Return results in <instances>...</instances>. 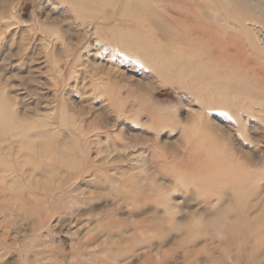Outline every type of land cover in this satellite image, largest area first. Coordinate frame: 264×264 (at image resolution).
I'll return each mask as SVG.
<instances>
[{
    "label": "rangeland",
    "instance_id": "1",
    "mask_svg": "<svg viewBox=\"0 0 264 264\" xmlns=\"http://www.w3.org/2000/svg\"><path fill=\"white\" fill-rule=\"evenodd\" d=\"M85 1L0 0V264H250L213 222L255 205L264 238V55L211 52L264 1Z\"/></svg>",
    "mask_w": 264,
    "mask_h": 264
},
{
    "label": "bare ground",
    "instance_id": "2",
    "mask_svg": "<svg viewBox=\"0 0 264 264\" xmlns=\"http://www.w3.org/2000/svg\"><path fill=\"white\" fill-rule=\"evenodd\" d=\"M80 1H83V3H84V0H80ZM99 1V0H98ZM200 1V0H199ZM210 1V0H209ZM213 0H211V2H212ZM219 1V0H218ZM233 1V0H232ZM253 1V0H252ZM262 1V0H261ZM260 1V2H261ZM264 1V0H263ZM77 2H78V0H77ZM86 3H88L87 2V0L85 1ZM91 2V1H90ZM118 2V1H117ZM120 2V1H119ZM214 2V1H213ZM212 2V3H213ZM226 2V1H225ZM231 2V1H230ZM249 2V1H248ZM256 2V1H255ZM255 2H253V3H255ZM80 3V2H79ZM101 3H102V1H101ZM101 3H100V5H101ZM113 3V2H112ZM201 3H203V1L201 2ZM204 3H206V2H204ZM219 3V2H218ZM223 3V2H222ZM221 2L218 4V5H220V4H222ZM226 3H229L228 2V0H227V2ZM252 3V4H253ZM91 4V3H90ZM99 4V3H98ZM97 4V5H98ZM106 4H107V2H106ZM106 4L104 3V5L106 6ZM162 4H164V3H162ZM216 4V3H215ZM233 4V3H232ZM232 4H230V5H232ZM234 4H235V2H234ZM77 5H79V4H77ZM87 5V4H86ZM96 5V4H95ZM96 5V6H97ZM99 5V7H101ZM102 5H103V3H102ZM206 5H207V3H206ZM226 5V4H225ZM224 5V6H225ZM229 5V4H228ZM250 5V4H249ZM255 5V4H254ZM81 6H84V5H82V3H81ZM89 6V5H88ZM93 6V5H92ZM105 6H103L102 8H104ZM107 6H110V4L109 5H107ZM179 6V5H178ZM177 6V7H178ZM217 6V5H216ZM77 7H79V9L81 8L80 6H77ZM85 7H87V6H85ZM207 7V6H206ZM215 7V6H214ZM227 8H228V6H226ZM226 7H225V9H226ZM250 8H251V6H249ZM102 8H100V9H102ZM107 8V7H106ZM131 8V7H130ZM137 8V7H136ZM179 8H181V7H179ZM183 8V9H182ZM180 10L181 11H183L184 12V7H182ZM199 8V7H198ZM216 8V7H215ZM214 8V9H215ZM222 9L223 7H221V5H220V7H219V9ZM233 8V7H232ZM239 8V7H238ZM99 9V10H100ZM125 10H123V11H125V13H126V8H124ZM128 9V8H127ZM162 9V8H161ZM165 9V8H164ZM200 9H201V7H200ZM199 9V10H200ZM224 9V8H223ZM240 9H243V12H244V14H245V8H240ZM245 9V10H244ZM81 10H82V8H81ZM80 10V11H81ZM97 10V9H96ZM198 10V11H199ZM211 10V9H210ZM229 10V9H228ZM228 10H227V12H228ZM93 11V10H92ZM98 11V10H97ZM162 12H163V10H161ZM169 11V10H168ZM187 10L185 9V12H186ZM190 11H191V8H190ZM194 11V10H193ZM205 12H206V10H204ZM219 11V10H218ZM217 11V12H218ZM221 11V10H220ZM223 11V10H222ZM232 11H233V9H232ZM231 11V12H232ZM242 10H240V12H241ZM166 12V11H165ZM199 12H201V11H199ZM211 12H213L212 10H211ZM211 12H210V14H211ZM224 12V11H223ZM92 13H94V12H92ZM168 13V12H167ZM167 13H164V14H166L167 15ZM187 13H189V12H187ZM191 13H193V12H191ZM191 13H189L190 15H191ZM220 12H218L216 15H218ZM228 13H230V11L228 12ZM234 13H236V11H234ZM233 13V14H234ZM242 13V12H241ZM260 13V12H259ZM89 14H91V12L89 13ZM99 14V13H98ZM169 14H170V12H169ZM181 14V13H180ZM198 15H202V14H199V13H197ZM196 14V11H195V15H197ZM215 14V13H214ZM243 14V15H244ZM262 15H264V13L262 12L261 13ZM93 15V14H92ZM116 15V14H115ZM123 15V14H122ZM187 15V14H186ZM193 16H194V13L192 14ZM191 15V16H192ZM207 15V14H206ZM212 15V14H211ZM210 15V16H211ZM215 15V16H216ZM221 15H223V14H221ZM221 15H219V16H221ZM226 15H228V14H226ZM236 15H237V19L239 18L238 17V13H236ZM245 15H247V14H245ZM128 15L126 14V16H124V17H127ZM231 16V19L233 20V18H232V16L233 15H230ZM258 16V15H257ZM114 17V16H113ZM175 17V16H174ZM197 17V16H196ZM195 17V18H196ZM226 17V16H225ZM234 17V16H233ZM244 17V16H243ZM253 17H254V15H253ZM109 18H111V17H109ZM127 18H130V16H128ZM132 18H134L133 16H132ZM131 18V19H132ZM173 18V17H172ZM176 18V17H175ZM214 17L212 16V19H213ZM216 18V17H215ZM227 18H228V16H227ZM245 18H247V20L246 21H243V23L241 22L240 23V21H239V23H240V25H241V28H240V30H241V34H243L244 36H246L247 34V36H246V38H247V40H245V41H243L242 40V42H238L239 41V39H238V41H236V39L235 38H233L231 35L228 37V39H226V41H221L222 40V38L221 37H218L217 39H215V40H213L214 41V47H212L213 48V50L215 49L216 51H212L211 52V50H210V48H208L209 50H208V52L210 51L211 52V55H212V53L213 52H215V53H217V54H219V55H221V58H222V56H228L229 54H231V53H233V55L235 54V56L236 55H238L239 57H246L245 55L246 54H248L249 55V51L246 53V47L249 49V50H251V51H253V52H255V53H257L258 55H264V24H262L261 22L259 23V22H256V21H252V19H254V18H252L251 20L250 19H248L249 17H245ZM244 18V19H245ZM261 18H263L262 16H261ZM104 19V18H103ZM136 19V18H135ZM138 20L140 19V18H137ZM174 19V18H173ZM182 19V18H181ZM186 19V18H185ZM184 19V20H185ZM198 19V18H197ZM197 19H195L196 20V22H197ZM201 19V18H200ZM205 19V18H204ZM210 19V18H209ZM217 19V18H216ZM216 19H215V21H216ZM228 19H230V17L228 18ZM227 19V20H228ZM144 20V19H143ZM175 20V22H176V19H174ZM186 20H188V19H186ZM195 20H194V17H193V21H194V23H195ZM203 20V19H202ZM201 20V21H202ZM226 19H225V21H227ZM250 20V21H249ZM255 20V19H254ZM106 21V20H105ZM133 21V20H132ZM161 21V20H160ZM172 21V20H171ZM206 21V20H205ZM207 21H209V20H207ZM206 21V22H207ZM212 21V20H211ZM218 21V20H217ZM219 21H220V19H219ZM231 21V20H230ZM235 21V20H234ZM143 22V21H142ZM174 22V23H175ZM181 22V21H180ZM183 22V21H182ZM199 22V21H198ZM196 23V24H200V23ZM229 22V21H228ZM162 23V22H161ZM173 23V24H174ZM191 23L192 22H190L189 21V23L187 24L188 26H190L191 25ZM204 24H205V22H203ZM202 23V24H203ZM210 23V22H209ZM217 23V22H216ZM232 23H235V22H232ZM184 24V23H183ZM190 24V25H189ZM193 24V23H192ZM195 24V25H196ZM201 24V25H202ZM204 24H203V26H204ZM208 24V23H207ZM220 24V23H219ZM236 24V23H235ZM157 25V24H156ZM182 25V24H181ZM210 25H212L213 27H215L213 24H211L210 23ZM234 25V24H233ZM238 25V24H237ZM240 25H238V26H240ZM178 26H179V24H178ZM178 26H177V28H178ZM202 26V27H203ZM205 26L207 27V25L205 24ZM212 26H211V28H212ZM218 26H221V24L220 25H218ZM162 27H164V25L162 26ZM168 27V26H167ZM170 27V26H169ZM183 27H184V25H183ZM182 27V28H183ZM193 27H195L194 25H192V28ZM198 27V26H197ZM197 27H196V30H197ZM199 27H200V25H199ZM226 27H227V25H226ZM234 27H235V25H234ZM175 28V27H174ZM191 28V29H192ZM209 26H208V30L209 29H211ZM217 28H219V27H217ZM222 28V27H221ZM228 28V27H227ZM235 28H237V27H235ZM234 28V29H235ZM168 29V28H167ZM173 29V28H172ZM180 29H181V27H180ZM194 29V28H193ZM200 29H201V27H200ZM199 29V31H197V32H199L200 34L199 35H201V32H202V30H200ZM228 29H230V27L228 28ZM227 29V30H228ZM238 29V28H237ZM162 30H165L164 28L162 29ZM171 30V29H170ZM176 30V29H175ZM184 30H186L185 28H184ZM205 32H207L206 31V29L204 28L203 29ZM225 31H226V29H224ZM224 30H222V31H224ZM239 30V29H238ZM166 31H168V30H166ZM201 31V32H200ZM203 31V32H204ZM213 31V30H212ZM212 31H208V35H209V38L208 39H210L211 41H212V39H213V37L214 36H216L217 35V33H212ZM219 31V30H218ZM231 31V30H230ZM158 32V31H157ZM163 32V31H162ZM193 31H191V33H192ZM231 32H235V31H231ZM191 33H188V34H191ZM223 33V32H222ZM224 33H228L227 31L226 32H224ZM236 33H239V32H236ZM236 33H234V34H236ZM166 34H168V33H166ZM172 34V33H171ZM196 34V33H195ZM205 34V33H204ZM207 34V33H206ZM205 34V35H206ZM219 34V33H218ZM230 34H232V33H230ZM180 35V34H179ZM186 35H187V33H185L184 32V35H183V37L185 36L186 37ZM220 35V34H219ZM180 36H182V35H180ZM179 36V37H180ZM192 36V35H191ZM195 36V35H194ZM204 36V35H203ZM226 36V35H225ZM244 36H243V38H244ZM144 37V36H143ZM142 37V38H143ZM182 37V39H185V37L183 38ZM188 37V36H187ZM212 37V38H211ZM189 39L191 38L190 36L188 37ZM198 38V37H197ZM199 38H201V36L199 37ZM220 38V39H219ZM225 38V37H224ZM152 39V38H151ZM169 39H170V36H169ZM173 40H174V38H172ZM181 38H180V41L182 40ZM189 39H185L184 41H188ZM202 39H205V38H202ZM242 39V38H241ZM209 40V42H211ZM121 41V40H120ZM155 41V40H154ZM170 41V40H169ZM184 41H182V42H184ZM186 41V42H187ZM198 41V40H197ZM213 41H212V44H213ZM219 42L220 44H216L215 42ZM119 42V41H118ZM185 42V43H186ZM196 42V41H195ZM195 42H193V45H194V43ZM217 42V43H218ZM153 43V42H152ZM179 43V42H178ZM191 43V40H190V42H189V44ZM197 43V42H196ZM205 43H207V42H205ZM120 44V43H119ZM136 44V43H135ZM171 44H172V42H171ZM170 44V45H171ZM181 44V43H180ZM179 44V45H180ZM189 44H187V45H189ZM202 44V43H201ZM201 44H197V45H201ZM174 45H175V43H174ZM190 45H192V43L190 44ZM189 45V46H190ZM196 45V46H197ZM208 45V44H207ZM158 46V45H157ZM162 46L164 47L165 45H163L162 44ZM167 46V45H166ZM173 46V45H172ZM176 46H177V44H176ZM196 46H193V48L194 47H196ZM206 46V45H205ZM213 46V45H212ZM154 47H156V45H154ZM169 47V46H168ZM179 47V46H178ZM186 48H187V46H185ZM200 47V46H199ZM199 47H198V50H199V52H201L200 51V49H201V47H200V49H199ZM202 47H204V46H202ZM208 47V46H207ZM216 47H218L217 49H216ZM159 48V47H158ZM166 48V47H165ZM170 48H171V46H170ZM182 48H183V46H182ZM178 49L179 51L181 50H183V49ZM193 48L191 47L190 49H192L193 50ZM161 49V48H160ZM173 49V48H172ZM189 49V48H188ZM189 49V50H190ZM170 50V49H169ZM168 50V51H169ZM174 50V49H173ZM177 50V51H178ZM195 50H197V47H196V49ZM160 51V50H159ZM158 51V52H159ZM162 51V50H161ZM176 51V50H175ZM204 52H205V50H203ZM244 51V52H243ZM134 52V51H133ZM148 52V51H147ZM169 52H172L171 50L169 51ZM193 52V51H192ZM195 52H197V51H195ZM198 52V53H199ZM203 52V53H204ZM128 52H126V54H127ZM151 53V52H150ZM149 53V54H150ZM165 53V52H164ZM172 53H174V52H172ZM184 53V52H183ZM185 53H188V52H185ZM198 53H196V54H198ZM215 53H213V54H215ZM244 53H246V54H244ZM148 54V55H149ZM166 54H168V53H166ZM179 54V53H178ZM181 54V53H180ZM179 54V55H180ZM193 54V53H192ZM196 54H194V55H196ZM207 55H206V58L208 57V55H210L209 53H206ZM216 54V55H217ZM251 54V53H250ZM252 54H254V53H252ZM251 54V57L253 56ZM169 55H170V53H169ZM178 55V56H179ZM182 55L184 56L185 54H181V57H182ZM215 55V57L217 58V56ZM232 55V56H233ZM247 55V56H248ZM255 55V54H254ZM257 55V56H258ZM129 56H131L130 54H129ZM165 56V55H164ZM172 56H175V54L173 55L172 54ZM198 56H200L199 54H198ZM202 56V55H201ZM205 56V55H204ZM214 56V55H213ZM230 56V55H229ZM228 56V57H229ZM235 56H233V60L236 58ZM161 57H162V55H161ZM167 57H169L168 55H167ZM188 57H189V59L187 58V60H193V59H191L190 58V56L188 55ZM228 57H223V58H227V60L226 61H228ZM255 57H256V55H255ZM262 57H264V56H262ZM133 58V57H132ZM165 58H166V56H165ZM170 58V60H171V58L172 57H169ZM175 58H177V53H176V56H175ZM183 58V57H182ZM197 58V57H196ZM205 58V59H206ZM216 58H213L215 61H217L216 60ZM232 57H230V59L229 60H232L231 59ZM254 57H252V59H253ZM257 58V57H256ZM167 59V58H166ZM178 59H180V57H178L177 58V60ZM208 59V58H207ZM239 59V58H238ZM241 59V58H240ZM243 59V58H242ZM249 59V58H248ZM247 59V60H248ZM260 58H258V62L260 61L259 60ZM263 59V58H262ZM174 60V59H173ZM180 60H182V59H180ZM195 60V59H194ZM198 60V59H197ZM201 61L203 60V59H200ZM209 60H210V58H209ZM214 60H212L213 62H211L210 61V63H214ZM244 60H245V58H244ZM251 60V59H250ZM254 60V59H253ZM182 61H184V60H182ZM188 61V62H189ZM201 61H198V62H201ZM207 61V60H206ZM205 61V62H206ZM219 61V60H218ZM238 61V60H237ZM236 61V62H237ZM256 60H254V62H255ZM256 61V62H257ZM174 62H175V60H174ZM180 62V61H179ZM191 62V61H190ZM195 62H197V61H195ZM223 62V64H221V66L222 67H224V66H227V65H225L224 64V61H222ZM230 62V61H229ZM229 62H226V64L227 63H229ZM239 62V61H238ZM238 62H237V64L236 65H238V66H240L241 67V65H243V64H238ZM248 62V61H247ZM251 62V61H250ZM250 62H248L249 64H250ZM253 62V61H252ZM252 62H251V64H252ZM260 62H262V61H260ZM264 62V61H263ZM210 63L208 62V64H207V67L209 68V65H210ZM246 63V62H245ZM177 64H179V63H177V61H176V63H175V65H177ZM182 64H183V62H182ZM185 64V63H184ZM188 65L190 64V63H187ZM187 64H185V66H187ZM203 64H204V62H203ZM203 64L201 65V67L203 66ZM206 64V63H205ZM205 64H204V66H205ZM254 64V63H253ZM260 65H261V63H259ZM258 64V65H259ZM170 65V64H169ZM180 66H181V64H179ZM195 65H197V64H195ZM199 65V64H198ZM198 65H197V67H198ZM218 65V64H217ZM217 65H215L214 64V69L212 68V66H210V72H211V70L213 69V70H216L217 68ZM246 65V64H245ZM256 65V64H255ZM184 66V67H185ZM192 66V65H191ZM203 66V67H204ZM216 66V67H215ZM237 66V68H239ZM169 67V66H168ZM178 68H180L179 66H177ZM188 67H190V66H188ZM197 67H195L194 69H196L197 70ZM200 67V66H199ZM202 67V68H203ZM220 67V66H219ZM232 67V66H231ZM230 67V68H231ZM245 67H247V65L245 66ZM260 67V66H259ZM147 68V67H146ZM157 68V67H156ZM187 68V67H186ZM193 68V67H192ZM192 68H191V70H192ZM206 68V67H205ZM204 68V69H205ZM244 68V67H243ZM158 69V68H157ZM171 69V68H170ZM220 69V68H219ZM247 69V68H246ZM159 70V69H158ZM158 70H156L155 72H157ZM179 70V69H178ZM199 70V69H198ZM238 70H240V68L238 69ZM242 70V69H241ZM240 70V71H241ZM245 70V69H244ZM164 71V70H163ZM162 71V72H163ZM174 71V70H173ZM181 71H182V69H181ZM189 71H190V69H189ZM201 71V70H200ZM202 71H204L203 69H202ZM207 71V68H206V70H205V72ZM220 71V70H219ZM221 71H223L222 70V68H221ZM226 71V70H225ZM224 71V72H225ZM248 71H249V69H248ZM254 71H257V70H255L254 69ZM253 71V72H254ZM193 72H194V70H193ZM193 72H192V74H193ZM197 72V71H196ZM205 72H204V75H205ZM233 72V71H232ZM252 70H251V73H250V71H249V73L251 74V75H253L252 73ZM189 73V72H188ZM198 73V72H197ZM200 73H202L203 74V72H200ZM199 73V74H200ZM208 73V72H207ZM219 73V72H218ZM221 73V72H220ZM231 73V72H230ZM248 73V72H247ZM249 73H248V75H249ZM167 74H168V72H167ZM198 74V75H199ZM209 74V73H208ZM210 74H213V73H210ZM209 74V75H210ZM216 74L217 73H215V76H216ZM224 75L225 74H227V72L226 73H223ZM232 74V73H231ZM230 74V75H231ZM233 74H234V72H233ZM232 74V75H233ZM235 74H237L236 72H235ZM234 74V75H235ZM179 75H180V71H179ZM178 75V76H179ZM196 75V74H195ZM219 76H220V74H218ZM217 75V76H218ZM222 75V74H221ZM229 75V74H228ZM230 75H229V77H230ZM231 75V76H232ZM233 75V77L235 78V76ZM238 75V74H237ZM236 75V76H237ZM256 75V72H255V74L252 76V77H256L255 76ZM177 76V75H176ZM202 76V75H201ZM214 76V75H213ZM250 76V75H249ZM260 76H262V74L260 75ZM264 76V75H263ZM262 76V77H263ZM169 77H171V76H169ZM174 77V76H173ZM225 77H228V76H225ZM248 77V76H247ZM176 78V77H175ZM190 78H191V76H190ZM196 78V77H195ZM201 78V77H200ZM221 77H219V79H220ZM223 78H224V76H223ZM231 78V77H230ZM245 78V77H244ZM257 78H259L258 76L255 78V80L257 79ZM222 79V78H221ZM227 79H229V78H227ZM260 79V78H259ZM181 80H182V76H181ZM183 80H185V79H183ZM182 80V81H183ZM194 80V79H193ZM192 80V81H193ZM195 80H199V78L198 79H195ZM226 80V79H225ZM230 80V79H229ZM234 80V79H233ZM177 81V80H176ZM180 81V80H179ZM192 81H190L191 83H192ZM208 81V80H207ZM206 81V82H207ZM212 81V80H211ZM210 81V82H211ZM217 81V80H216ZM215 81V82H216ZM219 81H221V80H219ZM219 81H217V82H219ZM231 81H232V79H231ZM237 81V80H236ZM257 81H259V80H257ZM189 82V81H188ZM189 82V83H190ZM203 82V81H202ZM216 82V83H217ZM226 82V84L228 83H230V82H228L227 80L225 81ZM235 82V81H234ZM233 82V83H234ZM261 82V80L258 82V83H260ZM177 83H178V81H177ZM216 83H214V84H216ZM220 83V82H219ZM262 83V82H261ZM260 83V84H261ZM187 84V83H186ZM207 84H209V81L207 82ZM223 84V83H222ZM259 84V85H260ZM179 86H180V84H178ZM182 85V84H181ZM188 85V84H187ZM192 85V84H191ZM211 85V84H210ZM220 85V84H219ZM218 85V87H221V86H219ZM230 85H231V83H230ZM234 85V84H233ZM263 85H264V83H263ZM227 86V85H226ZM235 86V85H234ZM262 86V85H261ZM182 87V86H181ZM187 87V86H186ZM207 88L208 87H210V86H206ZM211 87H212V85H211ZM214 87H216V86H213V90H214ZM237 87V86H236ZM239 87V86H238ZM177 88V87H176ZM188 88V87H187ZM190 88H192L193 89V87H190ZM226 88V87H225ZM225 88H224V90H225ZM232 88V87H231ZM242 87H240V90H242L241 89ZM264 88V87H263ZM181 89V88H180ZM196 89V88H195ZM244 89V88H243ZM198 90V89H197ZM197 90H195V91H197ZM221 90V89H220ZM227 90H228V88H227ZM245 90V89H244ZM194 91V92H195ZM199 92H200V90H198ZM217 92H218V90H216ZM229 91V90H228ZM243 91V90H242ZM242 91H240V92H242ZM253 91V90H252ZM199 92H197V93H199ZM221 92V91H220ZM225 92H227V91H225ZM224 92V93H225ZM237 92H238V89H237ZM196 93V94H197ZM223 93V92H222ZM223 93V94H224ZM228 93V92H227ZM253 93H255V91L253 92ZM200 95H201V93H199ZM211 94H214V91L213 92H211ZM210 94V97L211 96H213V95H211ZM216 94V93H215ZM214 94V95H215ZM247 94V93H246ZM217 95H218V93H217ZM225 95H228V94H225ZM225 95H224V97H225ZM222 95H220V97H221ZM247 96V95H246ZM198 97H200L199 95H198ZM229 97V96H228ZM227 97V98H228ZM237 97V96H236ZM236 97H234V98H236ZM238 97H240V96H238ZM245 97V96H244ZM218 98V97H217ZM226 98V97H225ZM242 98V97H241ZM263 98V97H262ZM219 99V98H218ZM231 100H233V99H231ZM247 100H248V98H247ZM209 101V100H208ZM227 101V100H226ZM229 101V100H228ZM249 101V100H248ZM251 101V100H250ZM210 102V101H209ZM218 102V101H217ZM243 102H245V101H243ZM252 102H253V100H252ZM258 102V101H257ZM1 103H3V102H1ZM0 103V104H1ZM233 103H235V102H233ZM249 104H250V102H248ZM262 105H264L262 102H260ZM259 103V104H260ZM0 106H2V105H0ZM5 106V105H4ZM236 106V105H235ZM238 106V105H237ZM250 106V105H249ZM255 106H257V105H255ZM261 106V105H260ZM4 109H5V107H3ZM240 109V108H239ZM244 109V108H243ZM252 109V108H251ZM250 109V110H251ZM1 110V109H0ZM222 111V110H221ZM241 111V110H240ZM244 112H245V110H243ZM255 111V110H254ZM1 112V111H0ZM6 112H8V108H7V111ZM6 112H3V113H6ZM229 112V111H228ZM232 111L230 110V113H231ZM249 112H251V111H248V113ZM236 114V113H235ZM259 114V113H258ZM8 115H10L9 113H8ZM244 115V114H243ZM2 116H4V115H2ZM10 117V116H9ZM6 118H8V117H6ZM11 118V121L14 123V118H12V117H10ZM9 118V119H10ZM235 118V117H234ZM257 118H259V117H257ZM243 119V118H242ZM6 120V119H5ZM7 123H10L9 121H7ZM7 123H5L4 125H6ZM1 124V123H0ZM244 124V123H243ZM12 125V124H11ZM7 126V125H6ZM10 125L8 124V127H9ZM13 126L15 127V129H19V125H17V126H15L14 124H13ZM16 127H18V128H16ZM4 128V127H3ZM6 129H8L7 127H5ZM4 128V129H5ZM10 128V127H9ZM10 130H11V128H10ZM13 130H14V128H13ZM16 130V131H17ZM13 132V131H12ZM214 147V146H213ZM216 149V148H215ZM214 149V150H215ZM71 163V162H70ZM72 164V163H71ZM229 173V172H228ZM232 175L234 174V173H231ZM240 176V175H239ZM241 177V176H240ZM239 177V178H240ZM242 178H244V177H242ZM243 180V179H242ZM245 183V182H244ZM244 183H243V185H244ZM248 183V182H247ZM253 184V183H252ZM256 184V183H255ZM257 185V184H256ZM246 189H249V188H246ZM246 189H245V192H246ZM252 188H250L249 190H251ZM242 190H244V189H242ZM242 190H241V188H240V191H238L237 190V192L239 193L238 195H241V194H243L242 193ZM233 192L234 193H237L235 190H233ZM232 192V193H233ZM240 192H241V194H240ZM251 192V191H250ZM235 195V194H234ZM237 195V196H238ZM251 195V194H250ZM260 195V194H259ZM258 195V196H259ZM223 194H220V200H223ZM235 198H236V196H235ZM235 198H234V200H235ZM238 198H239V196H238ZM239 200V199H238ZM237 201V200H236ZM236 201H235V203H236ZM238 203H240V201H238ZM241 203H242V201H241ZM240 203V204H241ZM251 212H256V206L255 205H251V206H249L248 208H245V207H239L238 205H233V207H231V208H228V209H225V210H223V211H221V212H219L218 213V215L216 216V218H215V220H214V222H213V224L216 226V228L218 229V230H220L223 234H224V237H225V242H224V246H225V248L227 249V248H230V247H232V248H236V249H238V251L241 253V251L240 250H244V249H248V248H250L252 251L249 253V258H248V261L250 262V264H259V262H260V260H259V256H260V254H258V252L261 250V248H263L264 247V238L262 237V235H261V233H262V231H263V225H262V221H259V220H257L258 219V217L256 218V219H252V217L250 216H248L249 215V213H251ZM228 217V218H227ZM229 217H235V220H229ZM225 219H228V221H225ZM264 235V234H263ZM259 236H261L262 238L261 239H259L258 237Z\"/></svg>",
    "mask_w": 264,
    "mask_h": 264
}]
</instances>
